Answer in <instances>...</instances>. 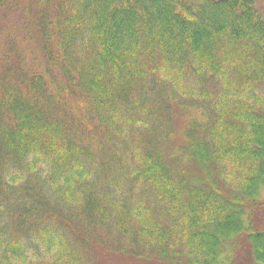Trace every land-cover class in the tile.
Instances as JSON below:
<instances>
[{"label":"trees","instance_id":"trees-1","mask_svg":"<svg viewBox=\"0 0 264 264\" xmlns=\"http://www.w3.org/2000/svg\"><path fill=\"white\" fill-rule=\"evenodd\" d=\"M0 205V264H264V0H0Z\"/></svg>","mask_w":264,"mask_h":264},{"label":"rangeland","instance_id":"rangeland-1","mask_svg":"<svg viewBox=\"0 0 264 264\" xmlns=\"http://www.w3.org/2000/svg\"><path fill=\"white\" fill-rule=\"evenodd\" d=\"M178 124H180V122H177L176 127H178ZM102 149L105 148L104 144L102 143ZM106 161V160H105ZM107 164V162L105 163ZM27 186V185H26ZM25 184H20L15 186L19 191H21L22 193L24 192V189L26 188ZM30 188V187H29ZM30 190V189H29ZM1 206V205H0ZM7 206L13 208L14 210H17L16 207L18 206L16 204L15 207H13L11 204L7 203ZM19 213V212H18ZM17 213V214H18ZM76 217H78V215H75ZM55 223H58L56 220H51ZM79 223H81L82 225H84V229H93L95 230V228H92L90 226V224H86L84 222V220H79ZM6 224V230L13 232L14 227H17V230H25V226L24 225H16L14 222H5ZM103 225H101L99 223V225H97V230H100V232H103L105 229L102 228ZM64 227V226H63ZM61 226V229L64 230ZM69 236V239L74 241L75 243H77L78 245V249H79V253L81 256V262L82 264H123L120 259H122L120 256L117 257L115 253L110 252V251H104L102 249H100V247L102 246V244L97 243V246H91V245H85L82 242H79L77 240H73L71 237V232H66ZM38 247L35 245V248ZM240 252L238 251L237 254V258L235 263L236 264H246V260H248L247 256L244 254L245 253V249H243V247H240ZM104 252H107L104 254ZM244 252V253H243ZM245 255V257H244ZM30 256V253H29ZM51 254L50 256H40V257H36L35 256V261L32 259V262H35V264H52V260H51Z\"/></svg>","mask_w":264,"mask_h":264}]
</instances>
